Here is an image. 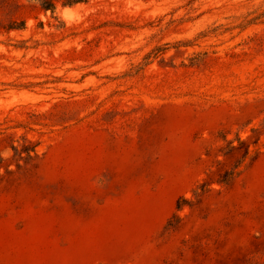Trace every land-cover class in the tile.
<instances>
[{
  "label": "rangeland",
  "instance_id": "rangeland-1",
  "mask_svg": "<svg viewBox=\"0 0 264 264\" xmlns=\"http://www.w3.org/2000/svg\"><path fill=\"white\" fill-rule=\"evenodd\" d=\"M73 1L0 0V264H264V0Z\"/></svg>",
  "mask_w": 264,
  "mask_h": 264
},
{
  "label": "trees",
  "instance_id": "trees-1",
  "mask_svg": "<svg viewBox=\"0 0 264 264\" xmlns=\"http://www.w3.org/2000/svg\"><path fill=\"white\" fill-rule=\"evenodd\" d=\"M79 1H81V0H74L73 2H70V3H74V2H79ZM69 3V2H68ZM180 205V204H179Z\"/></svg>",
  "mask_w": 264,
  "mask_h": 264
}]
</instances>
